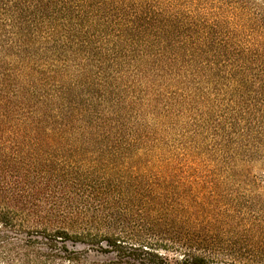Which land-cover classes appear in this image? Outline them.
Here are the masks:
<instances>
[{
  "label": "trees",
  "instance_id": "1",
  "mask_svg": "<svg viewBox=\"0 0 264 264\" xmlns=\"http://www.w3.org/2000/svg\"><path fill=\"white\" fill-rule=\"evenodd\" d=\"M2 229L45 251L0 264H264V0H0Z\"/></svg>",
  "mask_w": 264,
  "mask_h": 264
},
{
  "label": "rangeland",
  "instance_id": "2",
  "mask_svg": "<svg viewBox=\"0 0 264 264\" xmlns=\"http://www.w3.org/2000/svg\"><path fill=\"white\" fill-rule=\"evenodd\" d=\"M3 231V229H2ZM0 236L11 240L14 246L16 247H26V258H34V253L44 252L45 240L40 234H18L15 235L9 231H3L0 233ZM62 247V246H60ZM68 252H72L77 255L79 258H82L89 264H109L115 260L114 255L110 252L100 251L98 249H89L88 247L74 242H68L64 245Z\"/></svg>",
  "mask_w": 264,
  "mask_h": 264
}]
</instances>
